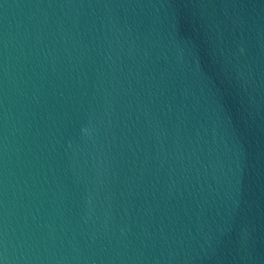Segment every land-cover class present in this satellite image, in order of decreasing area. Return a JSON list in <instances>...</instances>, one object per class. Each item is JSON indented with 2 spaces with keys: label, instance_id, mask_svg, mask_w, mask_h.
<instances>
[{
  "label": "water",
  "instance_id": "water-1",
  "mask_svg": "<svg viewBox=\"0 0 264 264\" xmlns=\"http://www.w3.org/2000/svg\"><path fill=\"white\" fill-rule=\"evenodd\" d=\"M0 264H264V0H0Z\"/></svg>",
  "mask_w": 264,
  "mask_h": 264
}]
</instances>
